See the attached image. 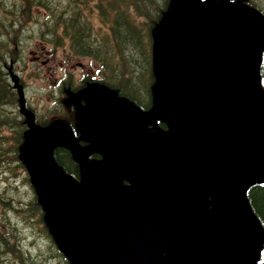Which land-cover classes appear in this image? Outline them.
Wrapping results in <instances>:
<instances>
[{
    "label": "water",
    "instance_id": "obj_1",
    "mask_svg": "<svg viewBox=\"0 0 264 264\" xmlns=\"http://www.w3.org/2000/svg\"><path fill=\"white\" fill-rule=\"evenodd\" d=\"M152 38L151 114L165 129L90 85L76 110L88 148L61 124L25 132L19 158L44 224L69 264H257L264 229L245 192L264 181V17L238 1L170 0ZM55 145L102 159L77 181Z\"/></svg>",
    "mask_w": 264,
    "mask_h": 264
},
{
    "label": "trees",
    "instance_id": "obj_2",
    "mask_svg": "<svg viewBox=\"0 0 264 264\" xmlns=\"http://www.w3.org/2000/svg\"><path fill=\"white\" fill-rule=\"evenodd\" d=\"M240 1L264 11L254 0ZM168 3L169 0H0V196L9 193L6 200L0 199L5 206L0 213V264H68L43 226L34 193L28 202L21 203L10 196L11 191L7 192L16 170L25 171L18 158V146L26 124L5 71L8 60L15 58L18 27L39 21L40 35L46 41L54 46L65 45L75 56L97 60L107 71L104 82L146 111L151 106L154 83L151 28ZM259 72L264 88V51ZM53 157L66 173L78 178L77 164L68 150L54 148ZM22 180L30 186L27 174ZM246 196L264 227V182L251 185ZM19 221L46 240L44 249L33 253L23 246ZM259 264H264V252Z\"/></svg>",
    "mask_w": 264,
    "mask_h": 264
},
{
    "label": "rangeland",
    "instance_id": "obj_3",
    "mask_svg": "<svg viewBox=\"0 0 264 264\" xmlns=\"http://www.w3.org/2000/svg\"><path fill=\"white\" fill-rule=\"evenodd\" d=\"M262 3L264 4V0ZM33 24L34 23L28 26H33ZM24 33L25 38H27L28 34H30V32L26 33V31ZM36 40V32L33 33L32 39H26L29 44H25L26 47L23 46L21 60L20 62L14 64L13 71L17 73L20 80L22 81V91L26 102L28 100V103L36 106V108L40 107L41 105L39 111L44 112V107L47 105L50 96L48 95V90L51 88L50 86L52 85L53 80L59 77L61 73H64L66 67H68L67 65L69 64L70 67L68 68L75 71L74 78L75 81H77L79 74L81 71H83L82 68L77 65L81 64L82 67H87V63L90 64V62L84 57L79 59L73 58L67 61L65 58L67 53L62 50L56 52L55 58L53 59L50 57V55H48L50 54V50H52L53 47L43 40ZM42 45L43 52L40 55L36 54V51H38L37 49H39ZM36 56H39V60L34 61ZM42 60H46L47 65H42L41 67L40 61ZM92 65H94L93 62ZM62 66L63 68H60ZM33 74H37L40 78L35 76L33 77ZM74 100V96L70 93H67L63 103L64 108L67 107L69 109L71 107V102L73 103ZM25 175L26 173L24 170L17 169L16 176L9 179V187L7 185V192L11 191L12 193L10 196H12L14 200L19 199L21 203L28 202L33 195L30 186L22 180ZM6 176L9 178L10 173H7ZM8 194L6 193L5 196H0V199L6 200L9 197ZM3 208H5V206L2 202H0V213ZM5 210L8 211L9 209L6 208ZM11 214L14 215L13 213ZM19 227L21 230L20 240L24 247L30 249L33 251V253H36L38 250H42L46 247V240L41 236H36V234L33 232V228L23 224L22 222H20Z\"/></svg>",
    "mask_w": 264,
    "mask_h": 264
},
{
    "label": "flooded vegetation",
    "instance_id": "obj_4",
    "mask_svg": "<svg viewBox=\"0 0 264 264\" xmlns=\"http://www.w3.org/2000/svg\"><path fill=\"white\" fill-rule=\"evenodd\" d=\"M264 13V12H263ZM93 80H91V81H89V82H92ZM78 103V102H77ZM76 103V104H77ZM80 103L81 104H83V102H82V100H80ZM76 105H74L73 107H75ZM41 120H43V119H41ZM59 120H61V121H66V123L69 125V127L71 128V131H72V133L74 134L75 133V128H76V126H75V121H74V119H71V117H69V115H67V116H65V117H62V119H59ZM77 135V134H76ZM78 142H79V144L80 145H84V141L83 140H81V139H79L78 138Z\"/></svg>",
    "mask_w": 264,
    "mask_h": 264
},
{
    "label": "bare ground",
    "instance_id": "obj_5",
    "mask_svg": "<svg viewBox=\"0 0 264 264\" xmlns=\"http://www.w3.org/2000/svg\"><path fill=\"white\" fill-rule=\"evenodd\" d=\"M158 3V2H157ZM96 4V3H95ZM94 5V4H93ZM29 23V22H28ZM59 34V33H58Z\"/></svg>",
    "mask_w": 264,
    "mask_h": 264
}]
</instances>
